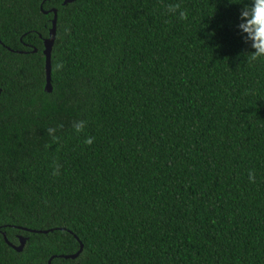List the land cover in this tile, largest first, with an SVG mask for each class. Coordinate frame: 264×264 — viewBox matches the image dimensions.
Masks as SVG:
<instances>
[{
    "label": "trees",
    "instance_id": "16d2710c",
    "mask_svg": "<svg viewBox=\"0 0 264 264\" xmlns=\"http://www.w3.org/2000/svg\"><path fill=\"white\" fill-rule=\"evenodd\" d=\"M250 4L0 0V264H264V58L248 62L238 28Z\"/></svg>",
    "mask_w": 264,
    "mask_h": 264
},
{
    "label": "clouds",
    "instance_id": "9594fccd",
    "mask_svg": "<svg viewBox=\"0 0 264 264\" xmlns=\"http://www.w3.org/2000/svg\"><path fill=\"white\" fill-rule=\"evenodd\" d=\"M167 12L170 14L178 15L179 19L186 20L188 18V12L181 9L179 3L169 4L166 8ZM241 23L238 25V28L247 33V36H244L245 42H251V47L254 51L248 53L247 56L248 62L252 63L261 58H264V0H251L250 5H245L240 12ZM55 69L59 70L63 68V63L59 62L55 64ZM60 129L63 128V125L58 126ZM86 127V121H77L73 123V128L76 133H81ZM48 135L51 137L52 142H59L60 137L56 135V128H48ZM94 142V137H86L84 143L91 145ZM59 165L55 166L56 170L53 171L54 176H58ZM249 182L255 183L256 176L254 171H250L248 174Z\"/></svg>",
    "mask_w": 264,
    "mask_h": 264
},
{
    "label": "water",
    "instance_id": "95a60500",
    "mask_svg": "<svg viewBox=\"0 0 264 264\" xmlns=\"http://www.w3.org/2000/svg\"><path fill=\"white\" fill-rule=\"evenodd\" d=\"M73 0H63V4L70 2ZM49 11H51L53 13V17L51 19V27L49 28V34L47 38L43 39V50L42 53L45 57V76H46V84H45V91L49 92L50 91V53H51V47L54 41V37H55V26H56V9L52 8ZM48 12V11H47ZM35 50V49H34ZM33 50V51H34ZM2 236L4 237L5 241L10 244L12 246L13 249L20 251L25 243V237L19 236V244L17 246L12 245L11 243H9L5 237V233L1 232ZM82 248V245L80 244V249ZM78 252H76L75 254H71V255H66L65 258H74L75 256L78 255ZM49 264V263H48Z\"/></svg>",
    "mask_w": 264,
    "mask_h": 264
}]
</instances>
